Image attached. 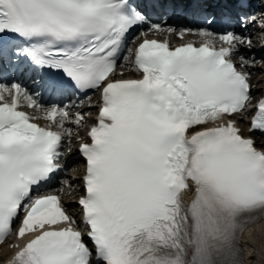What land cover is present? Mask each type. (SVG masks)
I'll return each mask as SVG.
<instances>
[{
	"label": "snow or ice",
	"instance_id": "obj_1",
	"mask_svg": "<svg viewBox=\"0 0 264 264\" xmlns=\"http://www.w3.org/2000/svg\"><path fill=\"white\" fill-rule=\"evenodd\" d=\"M254 2L149 0L191 5L221 25L150 24L203 40L170 47L147 32L131 35L148 23L138 0H0V245L14 232L32 237L10 245L16 251L7 264H245L242 236L264 220V144L230 117L246 118L252 100L251 74L234 58L241 67L264 64L245 55L253 48L249 26L264 29V12L259 21L248 12ZM217 6L218 14L209 10ZM141 37L135 51L128 47ZM125 65L141 78L117 79ZM70 89L100 93L98 105H88L99 108L91 143L81 138L79 147L87 241L61 197L40 194L63 169L71 125L90 117L71 111L83 100L41 102L42 93ZM255 108L248 131L264 134V99Z\"/></svg>",
	"mask_w": 264,
	"mask_h": 264
},
{
	"label": "bare ground",
	"instance_id": "obj_2",
	"mask_svg": "<svg viewBox=\"0 0 264 264\" xmlns=\"http://www.w3.org/2000/svg\"><path fill=\"white\" fill-rule=\"evenodd\" d=\"M263 226H264V225H263ZM261 227H262V225H259V226H258V229H260ZM260 232H261V230H260ZM260 232H259V233H260ZM263 234H264V233H263ZM259 238H261L260 234H258L257 239H259ZM251 240H253V239H251ZM258 241H259V240H258ZM248 250H250V249L248 248ZM260 254H261V253H260ZM261 255H262V254H261Z\"/></svg>",
	"mask_w": 264,
	"mask_h": 264
}]
</instances>
